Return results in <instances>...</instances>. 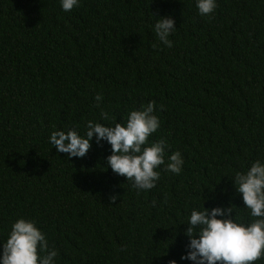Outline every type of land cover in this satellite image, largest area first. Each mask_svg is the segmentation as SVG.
<instances>
[{"label":"trees","instance_id":"1","mask_svg":"<svg viewBox=\"0 0 264 264\" xmlns=\"http://www.w3.org/2000/svg\"><path fill=\"white\" fill-rule=\"evenodd\" d=\"M167 15L170 48L152 31ZM153 101L160 128L149 141H166V163L179 151L184 165L179 175L162 165L149 191L107 167V144L72 160L49 144L54 131L84 135L89 120L125 124ZM256 160L264 0H217L211 16L196 0H81L68 12L60 0H0V242L26 218L55 264H191L180 261L191 210L231 204L250 223L231 180Z\"/></svg>","mask_w":264,"mask_h":264},{"label":"clouds","instance_id":"2","mask_svg":"<svg viewBox=\"0 0 264 264\" xmlns=\"http://www.w3.org/2000/svg\"><path fill=\"white\" fill-rule=\"evenodd\" d=\"M81 0H60L65 11L79 7ZM217 0H196L199 15L211 16ZM156 17L152 31L158 41L172 47L170 36L176 31L171 15ZM155 47V45H154ZM96 101L102 100L97 95ZM99 106V104L97 105ZM155 102L141 106L128 113L125 124H102L89 120L86 132L81 135L75 129L54 131L49 144L58 153L66 154L68 160L84 158L92 142L103 147L109 145L110 155L106 165L113 173L132 181L137 191H149L160 178L162 165L167 172L179 175L184 160L179 151L165 161L164 140L150 142L149 137L160 128V119L155 115ZM103 120H109L107 112H101ZM236 193L242 198L244 209L252 218L250 223L238 222L235 205L227 207L192 209L187 218L188 238L180 261L191 264H256L264 259V162L256 160L245 172H237L231 180ZM116 195L110 199L115 202ZM211 199V197H209ZM155 204V201H153ZM181 224V225H183ZM0 264H55L58 252L49 247L46 234L32 219L18 218L11 226L6 241L0 242ZM169 264H178L172 259Z\"/></svg>","mask_w":264,"mask_h":264}]
</instances>
